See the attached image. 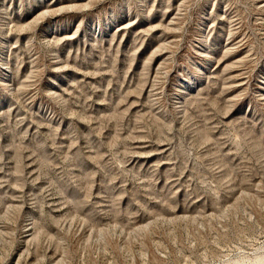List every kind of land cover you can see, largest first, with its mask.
I'll use <instances>...</instances> for the list:
<instances>
[{
  "label": "rangeland",
  "instance_id": "rangeland-1",
  "mask_svg": "<svg viewBox=\"0 0 264 264\" xmlns=\"http://www.w3.org/2000/svg\"><path fill=\"white\" fill-rule=\"evenodd\" d=\"M0 264H264V0H0Z\"/></svg>",
  "mask_w": 264,
  "mask_h": 264
}]
</instances>
